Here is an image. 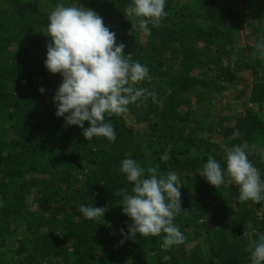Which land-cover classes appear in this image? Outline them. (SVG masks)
Here are the masks:
<instances>
[{
	"label": "trees",
	"instance_id": "16d2710c",
	"mask_svg": "<svg viewBox=\"0 0 264 264\" xmlns=\"http://www.w3.org/2000/svg\"><path fill=\"white\" fill-rule=\"evenodd\" d=\"M61 2L93 9L150 69L151 81L133 86L156 102L111 117L115 142L87 141L55 115L62 76L45 68L46 35ZM130 3L0 0V264H251L264 202L241 203L238 186L215 188L199 172L209 156L226 167L225 148L247 142L264 176V59L255 48L264 0H167L150 36L132 28ZM127 157L180 177L182 245L164 249L160 237L139 234L120 243L131 223L119 204L132 187L119 172ZM81 205L106 208L105 223L86 219Z\"/></svg>",
	"mask_w": 264,
	"mask_h": 264
},
{
	"label": "clouds",
	"instance_id": "9594fccd",
	"mask_svg": "<svg viewBox=\"0 0 264 264\" xmlns=\"http://www.w3.org/2000/svg\"><path fill=\"white\" fill-rule=\"evenodd\" d=\"M79 3V2H78ZM78 3H58L49 13L45 68L51 74L59 73L62 83L53 96L55 115L65 120L66 126H78L87 141L103 137L109 143L117 140L111 117L129 110L130 104L149 97L156 102L154 92L134 87L151 81L147 65L133 61L125 53V44L117 43V33L105 25L103 17L93 9ZM167 0H131L127 14L132 28L144 36L151 35L152 27H159L168 13ZM256 55L264 59V37L255 45ZM43 94L45 89L40 88ZM67 114V115H66ZM87 122L88 127H85ZM235 135H239L236 130ZM247 142L225 148L226 167L212 156L199 172L210 185H236L241 203L264 202V176L248 158ZM168 161L170 156H161ZM119 172L132 184L131 191L121 190L122 214L129 217L127 233L120 229L121 244L126 239L160 237L161 247L168 249L182 245L185 237L175 219L182 211V182L174 171L162 173L158 167H144L132 157L120 161ZM79 211L91 221H103L104 207L81 205ZM111 227L110 224L107 225ZM251 228L252 225L247 226ZM251 264H264V236L249 245Z\"/></svg>",
	"mask_w": 264,
	"mask_h": 264
}]
</instances>
